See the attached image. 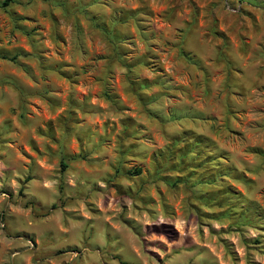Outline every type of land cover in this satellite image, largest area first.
<instances>
[{"label":"rangeland","instance_id":"obj_1","mask_svg":"<svg viewBox=\"0 0 264 264\" xmlns=\"http://www.w3.org/2000/svg\"><path fill=\"white\" fill-rule=\"evenodd\" d=\"M1 51L0 264H264V0H14Z\"/></svg>","mask_w":264,"mask_h":264},{"label":"trees","instance_id":"obj_2","mask_svg":"<svg viewBox=\"0 0 264 264\" xmlns=\"http://www.w3.org/2000/svg\"><path fill=\"white\" fill-rule=\"evenodd\" d=\"M13 1L14 0H4L2 3H0V7L1 8H6ZM13 20L15 21V18H13ZM0 58L15 62L17 60V55L10 56L8 53H6L4 51H1L0 52ZM3 82L4 83H11V82H9V80H4ZM185 138H190V136H185ZM177 141H178V139H174V142H177ZM203 141H205V139L197 137V139L195 140V143L196 144L203 143ZM216 150H217V148H216ZM217 153H218L219 157H221V158H223V159L228 161L229 155L226 152H224L223 150H220ZM73 159H74L73 157H69V156H64V157L61 158L60 165H61L62 171H65V169L67 168V166H68L67 162L69 160H73ZM139 173H140V169H135L133 175H138ZM120 263L123 264L122 262H120Z\"/></svg>","mask_w":264,"mask_h":264}]
</instances>
